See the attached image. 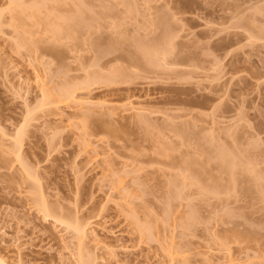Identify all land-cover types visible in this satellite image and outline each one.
Returning a JSON list of instances; mask_svg holds the SVG:
<instances>
[{
	"label": "rangeland",
	"instance_id": "1",
	"mask_svg": "<svg viewBox=\"0 0 264 264\" xmlns=\"http://www.w3.org/2000/svg\"><path fill=\"white\" fill-rule=\"evenodd\" d=\"M0 254L264 264V0H0Z\"/></svg>",
	"mask_w": 264,
	"mask_h": 264
},
{
	"label": "bare ground",
	"instance_id": "2",
	"mask_svg": "<svg viewBox=\"0 0 264 264\" xmlns=\"http://www.w3.org/2000/svg\"><path fill=\"white\" fill-rule=\"evenodd\" d=\"M11 1H13V0H11ZM16 0H14V2H15ZM51 27H52V25H51ZM54 30H56V27L54 28V26L52 27ZM58 30V29H57ZM157 49V48H156ZM156 52V51H155ZM89 102V101H88ZM95 104H101V103H99V102H94V101H91L90 102V105H95ZM17 141V140H16ZM20 144V142H19V140H18V142H17V144ZM18 147H19V145H18ZM224 159V158H223ZM43 200V199H42ZM40 200V204H42V207L40 206V208H41V211H42V209H43V213L45 214V216H48V210L46 211V209H47V206H46V204L44 203V205L46 206V208H45V206L43 205V202L45 201V200ZM56 220V219H55ZM57 221V220H56ZM74 225V224H73ZM71 225L70 224H68L67 226H66V228H69ZM71 227H73L72 229L73 230H75V232H76V234L80 237V239H83V238H85L86 237V234H87V227L83 224V225H81V224H77L76 223V225L75 226H71ZM71 227H70V229H71ZM91 231V230H90ZM90 233H92V231L90 232ZM95 239V238H94ZM95 241H97L96 239H95ZM0 264H9L8 263V261H7V259L3 256V255H1L0 254Z\"/></svg>",
	"mask_w": 264,
	"mask_h": 264
}]
</instances>
